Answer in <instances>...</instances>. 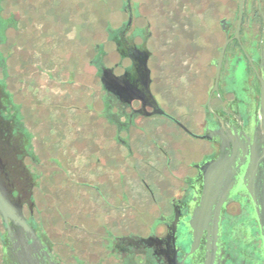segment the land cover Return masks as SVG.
Segmentation results:
<instances>
[{
  "label": "flooded vegetation",
  "instance_id": "obj_1",
  "mask_svg": "<svg viewBox=\"0 0 264 264\" xmlns=\"http://www.w3.org/2000/svg\"><path fill=\"white\" fill-rule=\"evenodd\" d=\"M9 2L0 0V189L32 232L9 220L7 232L0 216V264H264V0H178L177 12L168 5L160 74L151 22L133 28L138 7L121 1L122 23L109 30L118 61L104 67L99 45L93 61L101 108L85 97L73 108L98 125L75 117L65 126L68 110L55 107L54 134L67 127L73 135L71 173L58 159L47 161L69 177V201L81 199L65 239L48 234L36 204L43 163L8 90L4 49L14 28L25 43L45 34L52 46L65 37L72 49V0H19V22L4 14ZM170 22L178 24L171 39ZM103 68L116 78L113 92L103 87ZM87 130L99 157L83 158L76 177L71 145ZM218 159L217 187H228L222 200L218 189L205 191V167Z\"/></svg>",
  "mask_w": 264,
  "mask_h": 264
},
{
  "label": "rangeland",
  "instance_id": "obj_2",
  "mask_svg": "<svg viewBox=\"0 0 264 264\" xmlns=\"http://www.w3.org/2000/svg\"><path fill=\"white\" fill-rule=\"evenodd\" d=\"M122 0H72L73 10V28L68 34V39L72 40V49L66 47L63 37L60 43L52 46V40L46 35L41 38L27 37L26 43L23 41V31L10 30L14 66L15 71L37 134L64 218L69 222L71 216V208L81 207V199H75L74 202L69 201L67 192L70 190V182L66 177V173L57 170L51 165L49 158H56L64 167H68L71 173V165H66L68 156L66 155L67 143L71 142L70 128L55 130L60 124V119L55 115L56 106H64L65 112L63 123L68 126V123L73 121L81 124L84 119L86 124L98 125V122L93 117L86 118L84 112H79L73 109L79 106L81 100L85 97L89 103L93 104L95 110H99L101 104L98 100L102 94L99 83L97 68L94 66L96 46H101L102 65L106 68L113 67L118 61V55L114 44L109 41V30H116L122 23L121 8ZM138 7L140 18L133 22V28L146 29L147 21L151 22V30L154 36V48L158 61L159 74L161 72L162 56L165 53L166 36H165V21L163 18L166 13V8L175 9L178 0H131ZM8 5V13L15 14V20L19 22L21 7L19 0H10ZM125 21V16H123ZM177 22H170V39L176 34L178 29ZM37 27H39L37 25ZM60 29V25L57 26ZM35 33V32H34ZM30 35V34H29ZM80 36V37H79ZM34 42V43H33ZM139 42V41H137ZM41 45L42 47H39ZM37 46V48H36ZM65 47V48H63ZM71 63V65H69ZM175 63V62H174ZM72 69L73 77L71 86L66 83L68 71ZM52 74V78L49 75ZM83 97V98H82ZM96 114L97 111H95ZM77 114V115H76ZM67 117V118H66ZM75 117H77L75 121ZM73 118V121L70 120ZM90 119V120H89ZM94 121V122H93ZM73 124L79 126L78 124ZM71 125V124H70ZM73 134L77 133V129H73ZM76 131V132H75ZM84 136L73 139L70 154H76L79 165L76 164L77 175L81 174L80 162L83 158H88L91 161H96L99 157L95 150V145H92V137L88 130ZM58 141V142H57ZM75 141H77L75 143ZM57 143L56 149L54 143ZM188 142V141H187ZM94 146V147H93ZM124 156V153H123ZM139 157H141L139 155ZM62 159V160H61ZM139 161L137 167L141 174L146 172L145 166ZM119 171L128 174L129 169L122 165ZM68 173V174H69ZM140 190V183L137 184ZM79 213V212H78Z\"/></svg>",
  "mask_w": 264,
  "mask_h": 264
},
{
  "label": "water",
  "instance_id": "obj_3",
  "mask_svg": "<svg viewBox=\"0 0 264 264\" xmlns=\"http://www.w3.org/2000/svg\"><path fill=\"white\" fill-rule=\"evenodd\" d=\"M8 14V8H5V13ZM7 45L4 49L7 59H6V68L8 72V78H7V87L8 90L12 93L14 101L17 105L21 106V113L24 118V124L27 130L32 134V136L35 137V139L32 140L34 149L36 151V154L41 159V162L43 163V166L39 167L38 170L41 171V177H40V188L37 189L35 193V199L38 209L42 210V217L44 218V224L45 229L47 230L48 234L56 239L59 237H62L65 239L68 235V231L65 230L67 228V225L47 167V164L45 163V158L39 143L16 71L14 66V57H13V49H12V41H11V33L8 31L7 33ZM146 54L143 56V60L141 65L144 69H146ZM114 79L115 76L112 73V70H108L103 68L101 70V81L103 84V87L107 90V92H113L114 88ZM220 165V160L208 164L205 167V174H206V195L211 196L212 192L216 189L219 195V200H222L226 194L227 189H222V187H217L218 183L221 181L222 177V171L218 169ZM218 169L217 171L215 170ZM208 197V196H207ZM63 215V219H60V215ZM0 216L2 217L7 232H9V226H8V220L15 226L23 228L26 232L31 233V229L29 225L25 222V220L20 216L18 213V210L8 198L3 194V192L0 189ZM195 239L197 240V235H195ZM196 241H194L195 243ZM57 247L58 251H61ZM209 262V263H208ZM206 264H212V258L208 259Z\"/></svg>",
  "mask_w": 264,
  "mask_h": 264
}]
</instances>
